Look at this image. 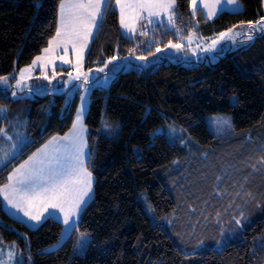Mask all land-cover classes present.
Here are the masks:
<instances>
[{
    "label": "trees",
    "instance_id": "16d2710c",
    "mask_svg": "<svg viewBox=\"0 0 264 264\" xmlns=\"http://www.w3.org/2000/svg\"><path fill=\"white\" fill-rule=\"evenodd\" d=\"M239 1L243 11H223L210 19L201 10L193 14L191 0H176L177 26L185 36L195 28L200 36L209 37L264 18L263 0ZM60 3L0 0V77L15 75L49 45L59 26ZM180 39L175 31H166L160 44ZM138 47L137 41L122 34L119 12L109 3L91 56L105 61L118 49L126 54ZM218 56L216 63L163 62L158 68L120 71L109 89H95L86 117L94 197L78 227L53 248L64 231L61 223L48 219L32 229L12 218L0 198L4 241H17L32 264H264V31L249 44ZM19 99L0 87L4 109L0 116L6 117L0 118V127L17 101L34 102L30 129L38 139L23 154L72 127L74 106L63 114L64 95ZM53 101L52 113L42 107ZM215 114H228L233 120L234 133L223 143L208 126L207 117ZM174 123L183 130L175 142L166 134H155L159 127ZM44 127L46 131H40ZM239 163L261 172L252 174ZM6 169L0 186L6 182ZM185 173L216 182L209 189L210 201H193L191 216L205 210L210 219L201 214L188 221L186 232H179L190 247L207 245L196 252H185L163 227L178 200L201 195L197 186L184 190ZM248 174L253 177L248 189L233 182ZM144 196L153 206L156 224L145 209ZM234 206L246 210L251 225L240 232L241 239L216 249L213 246L229 235L225 228L220 233L219 227L226 208ZM79 232L90 236L82 255L76 251Z\"/></svg>",
    "mask_w": 264,
    "mask_h": 264
},
{
    "label": "rangeland",
    "instance_id": "374dc122",
    "mask_svg": "<svg viewBox=\"0 0 264 264\" xmlns=\"http://www.w3.org/2000/svg\"><path fill=\"white\" fill-rule=\"evenodd\" d=\"M114 0H110V6L113 5ZM192 13L193 10L191 9ZM213 19V18H212ZM168 27L166 30H160L157 29L155 32L153 31L151 33V40L144 41L142 40V44L140 43V40H135L138 42L139 47L138 49L133 50L132 52L123 54L118 49L117 53L114 55L118 59L113 62L112 64H108V67L104 69V72H98V68L104 67V64L108 61H106L104 64L100 63L99 57H93L95 58L94 65L91 68L90 74L88 77V83H84V76L87 64L82 67L80 66V73H81V79L75 80L73 77L77 75V69H74L71 73V76L68 75V78L66 80L65 86L63 88L54 87L53 83L55 82V78H50L47 74V72H44L41 74V76L33 75L31 70L24 72V78L21 82L22 86L17 87V82H11L8 77L5 76L6 81L0 80V87L4 88L6 91L10 92V96L13 99H19L22 97H29L32 98V100H39L42 97L47 96L51 93H61L66 92L67 94V103L71 101V104H74V99L77 96L81 95L82 90L85 91V89H92L94 87H101L104 89H109L114 80L117 78L118 73L120 71H131L133 69H143V68H158L159 65H161L163 62L166 63H183L186 66H193L198 65L200 62L206 61L207 63H216L219 60V56L222 53H227L229 51H234L238 48H241L242 46H245L253 41L255 38V35L258 32H261L262 28H264V18L260 19L258 22L255 23H245L240 24L234 28H232V32L229 33V36H232L233 39H220L219 34H216L214 36L209 37H202L200 36L197 31L192 29L188 35L185 36L183 28L177 26L176 18L172 19L171 22L167 20ZM167 30L175 31L178 37H181L180 41L178 42H172L173 44L179 43L181 44V48L179 50L171 47L161 46L160 41L163 39V36L165 37V32ZM228 31V30H227ZM225 31V32H227ZM236 33H239V35H236ZM251 35L252 39L249 40L248 36ZM218 41L215 45H213V41ZM160 44V45H159ZM156 47L161 48V52L155 53ZM155 53V54H153ZM113 57V56H112ZM127 57V59H124ZM137 57H147V59H137ZM110 60V59H109ZM25 67V66H24ZM24 70V69H23ZM105 73H107V79L105 80ZM15 76V75H14ZM47 76L48 79H44V77ZM20 74L17 75V80H20ZM99 81V83H97ZM13 93H16L15 96H13ZM85 96V95H84ZM55 97V96H53ZM21 100V99H19ZM42 101V100H41ZM40 101V102H41ZM39 102V103H40ZM16 106L13 110H11L9 118H7L6 122L1 126L5 128L8 132V135L12 137L11 141H8L4 137H0V148H2L4 151H7L9 153H12L15 151V157L11 160H5L4 163L0 164V181L4 178V169L10 165L14 160H16L18 157H20L24 151L30 147L35 141H37L38 137L32 134L30 129V122L32 118V113L34 109V102L32 101V104L29 105H23V102H16ZM22 104V105H21ZM54 106V101L51 102V104L45 103L42 104V107L48 110L50 113H52ZM41 105L38 109L42 110ZM89 105L85 102V111L87 109L88 111ZM75 109V108H74ZM81 109V103L78 108V111ZM44 110V109H43ZM67 111L63 112L65 114ZM207 122L210 130L220 138L221 143L225 140V138L229 137L234 133V127H233V120L232 117L228 114H215L207 117ZM46 127L42 128L40 131H46ZM45 129V130H44ZM166 134L167 137L171 142H175L178 137H180L183 133V130L181 127H179L176 123L174 124H168L167 126H161L156 131L155 134ZM225 142V141H224ZM16 145V149L14 150L12 148V145ZM42 146V145H41ZM42 148V147H41ZM37 150V149H36ZM36 150L33 152L35 153ZM31 153L27 158L22 160L18 164H14L12 167V170L14 168L19 167L20 164L24 163L25 160H27L30 156L33 155ZM27 153L23 154L22 157H24ZM3 153L0 152V156H2ZM241 168L247 169L250 173H258L261 172V169L258 168H247L246 165L239 163ZM89 172L92 174L91 176V192L89 194L90 199L93 197L94 194V175L91 172V169L87 166ZM11 170V172H12ZM245 172H240V174H244ZM11 174V173H10ZM186 179H183L184 181V190H188L189 188H193V186L200 187L202 189L201 195H198L197 198L193 199H186V200H178L177 201V208L174 212L170 213L165 219L163 223V227L173 236L175 242L185 251V252H196V250H203L206 248L207 245H203L201 248H193L190 247L188 244V239H184L179 236L180 230L183 232H186V224L188 221H194L196 220L201 214L205 215L210 219V216L206 213L205 210L198 212L197 216L194 218L192 217V213L194 212V206L193 201L199 200V201H208L210 199V186L211 190L213 189L214 184L216 182L214 180L208 179L209 177L205 178H197V177H188V173ZM262 175V174H258ZM253 177L251 174L245 175L241 177L240 179L233 181L236 184H240L242 182V185L248 189V180L252 179ZM259 182V181H258ZM230 184V183H229ZM260 184V183H259ZM261 185V184H260ZM261 189V187H260ZM231 191V190H229ZM213 192H216L213 190ZM218 192V191H217ZM220 197L222 196L221 193L218 194ZM181 197H184L185 194H180ZM210 201V200H209ZM144 206L147 211V213L152 217L153 223H157L155 211L153 209V206L151 203H149L146 200V196H144ZM235 207V206H234ZM226 208V207H225ZM225 208H223L225 210ZM227 213L226 216L222 220V224L220 227V233L225 229L227 231H224V234H228L225 240L221 243L217 242L216 245L213 247L216 249H222L229 241H238L241 239L240 232L247 229L251 224H248V220L250 217H247L246 210H244V213L242 211V207L237 206L235 208H226ZM196 210V208H195ZM220 213V212H219ZM221 214V213H220ZM223 217V216H222ZM239 221V223H237ZM74 232V231H73ZM73 232H71L70 235L64 237L59 242V244L55 245L53 248H56L60 246L64 240L69 238ZM64 233V231H63ZM63 236V235H62ZM212 238H216L211 233ZM221 236V235H220ZM90 242V236L88 234H84L79 232L77 245H76V251L78 254L82 255L85 253L88 245ZM191 243V242H190ZM7 244L8 247H7ZM12 244H15L17 247H19L21 251V264H32L30 258L28 259L27 256L24 254L20 246L18 245L17 241L12 242H5L2 234L0 233V262L2 264H19V260L15 255L9 256L4 252L5 250L12 251ZM27 260H29V263H27Z\"/></svg>",
    "mask_w": 264,
    "mask_h": 264
},
{
    "label": "snow or ice",
    "instance_id": "6c2138e0",
    "mask_svg": "<svg viewBox=\"0 0 264 264\" xmlns=\"http://www.w3.org/2000/svg\"><path fill=\"white\" fill-rule=\"evenodd\" d=\"M115 2L119 6L120 24L129 32L135 31L134 25L129 21L138 19L144 13L147 14L148 24L153 23V17H161L165 12L171 13L168 17L171 22L172 15L175 14L176 0H115ZM219 2L220 0H215V3ZM224 2L235 3V0H224ZM108 3L109 0H61L59 26L56 28L55 37L49 41V47L43 50V54L32 61L33 66L38 63L43 67H47L49 64L55 65L57 59L63 64H71L72 60L67 56L68 48L71 46L76 54L77 69V75L73 79L80 80L79 69L84 50L87 48L88 38L92 36L93 29L97 27V19H102V6ZM191 3L196 10V0H191ZM204 7L207 8L209 5L204 4ZM213 14L214 12L210 9L208 15ZM261 30L264 31V28ZM231 32L232 29L221 32L219 38L233 39L232 36H229ZM140 35H147V33L142 31ZM248 39L251 40L252 36L249 35ZM217 42L214 40L212 43L215 45ZM166 47L179 50L182 46L169 41ZM57 50L62 51L64 55L57 56ZM159 52H161V48L156 47L155 53ZM117 59L116 56H113L104 64V67L98 68L97 71L104 72L108 64H112ZM137 59H147V57H137ZM25 71H30V69L21 70V79L17 80L18 88L22 86L21 82ZM69 75L71 76V73ZM107 75L105 73V80ZM53 78H55L54 68ZM6 79L0 77V80L6 81ZM44 79L47 80L48 77L45 76ZM84 83H88L87 75L84 76ZM87 91L88 89H85V92ZM15 95L16 93H13V96ZM84 103L85 97H81V109L77 113V122L82 121L85 111ZM3 112L4 109L0 108V114ZM0 118L6 119L5 116H0ZM82 132V126L78 128L77 123H74L73 130L65 137H52L24 163L14 168L7 177L8 183L0 188V193L4 194L7 205L17 212H22L30 221L35 222L32 227H38L42 221L48 219H54L61 223L64 226L62 239L76 230L79 224V214L88 202L86 198L90 199L92 174L87 171L85 166V142ZM0 137H4L8 141L12 140L3 127H0ZM12 148L15 150L16 145L13 144ZM0 152L3 153L0 156V164L15 157V151L9 153L0 148ZM50 209L52 211H49ZM11 255L12 253H9V256Z\"/></svg>",
    "mask_w": 264,
    "mask_h": 264
},
{
    "label": "crops",
    "instance_id": "0c3cea01",
    "mask_svg": "<svg viewBox=\"0 0 264 264\" xmlns=\"http://www.w3.org/2000/svg\"><path fill=\"white\" fill-rule=\"evenodd\" d=\"M109 3H110V0H109ZM109 3L104 5V6H102V13H103L102 19L101 18L97 19V27L95 29H93L92 36H90L88 38L87 48L84 50V53H83V58H82L80 66L84 67L87 64L86 71H85V75H87V76L90 74V70H91V68L94 65L95 59L93 60V56H91V53H93L94 43L99 37L100 31H101V28H102V24H103V21H104V17H105V14H106V10H107V8L109 6ZM204 4H208L209 7H207V8L204 7ZM176 6H177V4L175 5V14L172 15V19L176 18ZM263 6H264V0H263ZM114 7L119 12V6L116 4L115 0H114ZM191 9L195 13H197L198 11L201 10L205 17L212 19V18H215L216 16H218L223 11L240 12V11H243L244 7H243V4L239 0H235V3H226V2H224V0H220L219 3H215V0H196V10H194L192 3H191ZM210 9L214 12V14L211 15V16L208 15V12H209ZM195 13H193V14H195ZM133 15H135V13H133ZM169 15H171L170 12L162 13L161 17H153L152 18L153 19V23L152 24H148L147 23V14L144 13L138 19L129 21V23H132L134 25V28H135L134 32H129L126 28H124L120 24L121 32H122V34L125 37L132 38L134 40H140V43L142 42V40H144V41H147V39L151 40V38H152L151 37V33L153 31L155 32L157 29H160V30H166L167 29V27H168L167 20H168ZM119 21H120V14H119ZM142 31L147 33V35H143V36L140 35V33ZM167 31H172V30H167ZM47 47H49V45ZM42 54H43V51L39 55H42ZM56 54H57V56H63L64 55V53L62 51H60V50H57ZM39 55H37V56H39ZM67 56H68L69 59L72 60L71 64H63L59 59H57L55 61V65L49 64L47 67H43L39 63L37 65L33 66V64L31 63L30 65H27V66L21 68L20 70H18L17 73L15 74V76L11 75V76H6V77H8V79L11 82H15V80L17 82V75L20 74L21 70L30 69L32 72H35V73H33V75L41 76L42 73L47 72L46 75H48L50 78H53V68H54V70H55V79H54V81L55 82L53 83V86L54 87H58V88L59 87L63 88L65 86V83H66V80L68 78L69 73H72V71L74 69H76V54H75L74 50L71 48V46H69V48H68ZM111 58L112 57L106 59L105 61L102 60V61H100V63L104 64L107 60H109ZM95 89L104 90V88L97 87V86L94 87L93 90L88 88L87 92L82 90L81 95L79 96V98L76 96L75 99L73 100L74 101L73 105L71 104V101L67 103V94L64 91L61 92V93H51V94L47 95V96H52V97L53 96H58V95H64L65 96L64 105H63V108L61 110L62 112H65V111L68 112L71 109V107L74 106L75 109H74V112H73V114H74L73 124L77 123V127L78 128L81 127V126L83 128L82 135H83L84 142H85L84 161H85L86 168L88 166L90 155H91L90 144H89V130H88V127H87V124H86V117H87L88 111L90 109V104H91V100H92V94H93V91ZM81 97H85V102L88 103L89 108H88V111H87V109H86V111H84V115H83L82 121L81 122H77V113H78V108H79L80 103H81ZM22 98H28V99L32 100V98H29V97H22ZM84 108H85V103H84ZM73 124H72V127L65 134H55L52 137H54V136L55 137H61V138L65 137L66 134H69L73 130ZM52 137H50L49 139L44 141L41 144L42 146L40 145L39 147L34 148L30 153H28L24 157H22V155H21L16 160H14L12 163H10V165H8L6 167L7 169L5 168L6 169V171H5L6 172V182L4 184L8 183L7 177L10 175L12 167H13L14 164L20 163L22 160L27 158L31 153H33L36 149L38 150L41 147H43V145H45ZM37 150H36V152H37ZM87 171L89 172L88 168H87ZM3 185H1L0 188H2ZM93 197H94V194H93ZM93 197L91 199L86 198L87 201H88L86 206L92 201ZM0 198L2 200V205H3L4 210L12 218L24 222L28 227H30L32 229H37L38 227H40L45 222V221H42L38 227H32V225H34L35 222L34 221H30L27 217H25L23 215L22 212H17L15 209H12L11 206L7 205V202L4 200V194L3 193H0ZM86 206H84L83 211L86 208ZM49 211H52V210L50 209ZM83 211L79 214V221H80V218H81V215H82ZM45 215H47V213H45ZM61 215H63V214H61ZM8 245L9 244H7V247H8ZM12 248H13L12 251L5 250L4 252H6V254H8V255H9V253H12V255H15L18 258V260H19V264H21L20 263L21 251H20L19 247H17L15 244H12Z\"/></svg>",
    "mask_w": 264,
    "mask_h": 264
}]
</instances>
